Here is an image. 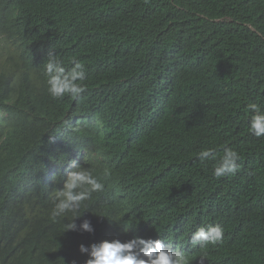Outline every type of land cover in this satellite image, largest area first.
<instances>
[{
  "label": "trees",
  "instance_id": "1",
  "mask_svg": "<svg viewBox=\"0 0 264 264\" xmlns=\"http://www.w3.org/2000/svg\"><path fill=\"white\" fill-rule=\"evenodd\" d=\"M18 1L28 3L37 21V30L24 40L23 64H32L37 71L50 50L65 67L76 58L86 67V81L105 94L127 95L135 101L141 119L155 115L163 126L159 140L164 149L156 150L149 146L141 123L117 109H106L121 141L104 135L92 140L98 153L116 162V171L128 187L125 196H107L104 204L123 213L146 201L147 212H153L187 200L193 218L190 229L209 222L225 229L221 244L189 248L196 260L193 264H201V257L203 264H264V136L248 131L246 108L252 102L264 106V0ZM70 45H81L83 50L73 55L62 50ZM97 49L110 51L122 68L93 74ZM6 78L13 81V72ZM93 96L82 97L80 110L97 103ZM47 114L41 109L36 126L17 137L26 141L35 136ZM134 128L133 138L122 142ZM15 142L9 135L0 141V167L19 157ZM209 147L218 155L224 147L236 150L240 170L214 177L215 162L198 158ZM153 173L174 178L185 188L171 184L168 194L156 196L170 182L149 176ZM208 203L211 210L199 220L195 208ZM20 213L42 226L48 222L45 206ZM143 216L150 220L146 213ZM45 231L49 238L44 236V249L33 256L35 264H49L57 229ZM138 232L148 233L147 221ZM81 234L69 232L61 244L64 256L83 241ZM34 243L15 233L5 244L11 264H25L13 252L32 249Z\"/></svg>",
  "mask_w": 264,
  "mask_h": 264
},
{
  "label": "clouds",
  "instance_id": "2",
  "mask_svg": "<svg viewBox=\"0 0 264 264\" xmlns=\"http://www.w3.org/2000/svg\"><path fill=\"white\" fill-rule=\"evenodd\" d=\"M36 30V16L28 3L0 0V141L5 135L14 137L15 150L20 151L18 158L0 167V264H11L10 248L5 244L15 233L37 242L32 249L16 248L13 252L25 264H35L33 256L44 249V236L49 238L45 229L54 228L49 264H193L196 260L189 248L221 244L225 229L218 223L190 229L193 218L187 200L153 212H147L146 201L139 208L134 206L133 212L123 213L104 204L107 196H125L128 187L116 171V162L98 153L92 140L104 135L121 141L106 109H117L141 123L149 146L156 150L164 149L159 140L163 126L155 115L141 119L135 101L127 95L105 94L86 81V67L76 58L65 67L50 50L37 71L32 70V64H23L24 40ZM65 49L70 55L83 50L81 45ZM110 53L97 49L93 74L122 68ZM8 72H13V81L7 80ZM89 93L97 103L80 110L82 97ZM246 108L250 113L248 131L258 138L264 136V106L252 102ZM41 109L48 114L41 118L44 125L39 132L26 141L17 137L18 132L36 126ZM134 133L135 128L122 142L131 140ZM198 158L215 162L212 175L217 179L240 170V154L230 147H224L220 155L215 148L202 149ZM149 176L170 182L156 196L168 194L171 184L185 188L174 178L159 173ZM44 206L49 212L45 226L20 213ZM195 209L200 220L211 210V203ZM144 221L148 233L141 235L138 231ZM70 231H81L83 241L64 256L61 244ZM204 259L201 257V264Z\"/></svg>",
  "mask_w": 264,
  "mask_h": 264
}]
</instances>
